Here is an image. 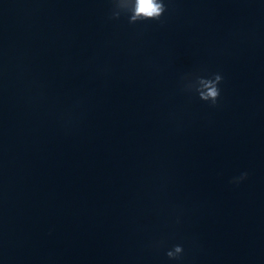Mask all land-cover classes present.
Here are the masks:
<instances>
[{"label":"water","instance_id":"obj_1","mask_svg":"<svg viewBox=\"0 0 264 264\" xmlns=\"http://www.w3.org/2000/svg\"><path fill=\"white\" fill-rule=\"evenodd\" d=\"M110 13L0 0V261L264 264V3ZM189 71L222 74L217 105Z\"/></svg>","mask_w":264,"mask_h":264},{"label":"clouds","instance_id":"obj_2","mask_svg":"<svg viewBox=\"0 0 264 264\" xmlns=\"http://www.w3.org/2000/svg\"><path fill=\"white\" fill-rule=\"evenodd\" d=\"M264 3V0H261ZM110 19L124 16L129 24L143 21H157L164 14L168 0H110ZM223 77L219 72L209 75H201L198 71H189L180 75L179 86L182 92L195 96L198 100L210 106H215L220 97V83ZM248 176L247 171H241L233 176L229 183L239 184ZM163 245L162 240H155L151 246L159 248ZM183 253L182 244H173L165 249V256L169 261H178ZM2 264V261H0Z\"/></svg>","mask_w":264,"mask_h":264}]
</instances>
